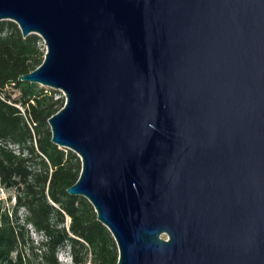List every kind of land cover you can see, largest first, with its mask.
<instances>
[{
	"label": "water",
	"instance_id": "obj_1",
	"mask_svg": "<svg viewBox=\"0 0 264 264\" xmlns=\"http://www.w3.org/2000/svg\"><path fill=\"white\" fill-rule=\"evenodd\" d=\"M60 90L52 142L118 264H264V0H0Z\"/></svg>",
	"mask_w": 264,
	"mask_h": 264
},
{
	"label": "trees",
	"instance_id": "obj_2",
	"mask_svg": "<svg viewBox=\"0 0 264 264\" xmlns=\"http://www.w3.org/2000/svg\"><path fill=\"white\" fill-rule=\"evenodd\" d=\"M45 53L39 35L24 37L17 23L0 21V264H61L67 247L75 264H118L117 243L93 205L68 193L81 158L52 142L48 122L65 97L19 79ZM2 191L11 194L1 198Z\"/></svg>",
	"mask_w": 264,
	"mask_h": 264
},
{
	"label": "rangeland",
	"instance_id": "obj_3",
	"mask_svg": "<svg viewBox=\"0 0 264 264\" xmlns=\"http://www.w3.org/2000/svg\"><path fill=\"white\" fill-rule=\"evenodd\" d=\"M44 87V86H42ZM44 88H47V89H52V88H49V87H44ZM9 91H15L14 93H17L16 90H13L12 87H9L8 88ZM52 90H55V89H52ZM57 91H60V90H57ZM60 94H57L58 96H63L65 97L64 93L62 91L59 92ZM11 194V193H10ZM7 191H2L1 192V198H6L10 195ZM14 202V199H12V202L10 203H13ZM32 232V235L33 237L36 239V240H39L41 239V235L36 233L34 231V229L31 230ZM91 256V255H90ZM59 261L61 262V264H75V262L73 261L72 259V256L70 254V250H69V247L67 248H63L59 251Z\"/></svg>",
	"mask_w": 264,
	"mask_h": 264
}]
</instances>
